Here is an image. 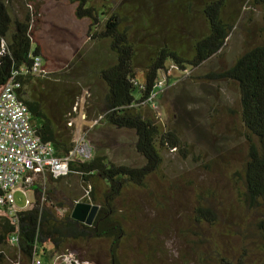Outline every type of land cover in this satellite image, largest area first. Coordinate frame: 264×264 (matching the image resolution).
Masks as SVG:
<instances>
[{"label": "trees", "instance_id": "trees-1", "mask_svg": "<svg viewBox=\"0 0 264 264\" xmlns=\"http://www.w3.org/2000/svg\"><path fill=\"white\" fill-rule=\"evenodd\" d=\"M234 1L242 0H0V89L8 81L18 84L17 96L29 111L35 134L52 145L55 157L67 161L66 174L43 169L42 177L52 183L76 174L84 184L83 197L97 207L86 224L71 217L77 202L58 203L65 210L56 211L54 187L25 186L32 200L24 209L0 210V264H42L38 257L45 254L69 264L64 258L73 244L100 239L109 242L110 264H122L117 246L125 218L117 199L128 188L149 189L147 180L159 171L163 150L188 154L179 130L161 125L148 111L162 88L159 72L168 60L185 70L217 56L237 21ZM243 1L260 12L257 32L247 35L243 50L228 66L197 78L231 83L237 91L246 150L233 176L240 184V204L259 214L247 223L255 227L252 242L262 256L250 259L242 249L234 257L216 252L211 264H264V0ZM41 3L66 6L72 27L59 25L57 17L64 18L58 14H44ZM60 35L57 50L53 46ZM88 40L90 49L83 46L75 59L66 57L65 49L76 52ZM37 55L46 68L43 73L31 69ZM68 65L72 68L66 72ZM82 91L87 120L132 131L140 165L116 163L106 151H94L91 157L89 151H77L72 119ZM192 218L212 225L215 209L197 201ZM147 256L153 259L152 253ZM207 257V252L199 253V264H209Z\"/></svg>", "mask_w": 264, "mask_h": 264}, {"label": "rangeland", "instance_id": "rangeland-1", "mask_svg": "<svg viewBox=\"0 0 264 264\" xmlns=\"http://www.w3.org/2000/svg\"><path fill=\"white\" fill-rule=\"evenodd\" d=\"M40 5L44 14L54 13L64 18L63 21L57 17L59 25L72 27L68 22L70 11L66 6ZM233 6L238 11L237 21L217 56L196 69L185 70H179L168 60L164 64L165 69L159 72V78L163 80L162 88L148 111L161 125L179 130L188 154L183 157L177 150H163L159 171L147 180L149 189L128 188L117 199L116 206L125 218L121 222L123 237L117 246L122 264H179L182 260H188V264H199V253L206 252L209 258H205V263L209 264L216 252L234 257L245 250L250 252V259L262 256L252 242L255 227L247 223L258 218L259 214L240 204V184L233 176L246 150L237 113V91L231 83L197 78L209 70L228 66L243 50L247 35L257 32L259 10L243 0L234 1ZM191 22L194 26L200 24L197 19ZM57 37L60 41L53 48L58 50L57 46L64 36ZM83 46L90 49L92 43L84 41L76 52L65 49L64 53L67 58L75 59ZM71 68L68 65L64 69L68 72ZM85 94L82 91L78 97L72 119L77 149L89 151V157L94 151H106L116 163L140 165L142 158L133 149L132 131L95 124L85 118ZM227 108L233 112H228ZM72 158L74 155H71ZM40 172L15 185L13 206L16 209H24L32 200V194L25 191V186L29 187L34 182L42 185L44 190L54 187L52 203L59 214L65 207L57 206L58 203L65 206L70 202L93 204L83 197L84 184L76 174L50 183L42 177L45 170ZM197 201L213 205L216 213L214 224L193 222V208ZM108 245L109 242L104 239L78 242L69 249L73 256H68V260L76 257L83 264H110ZM148 252L152 253V260L147 256ZM81 255L86 260L77 258ZM38 258L42 264H62L56 256L50 258L45 254L43 258Z\"/></svg>", "mask_w": 264, "mask_h": 264}, {"label": "built area", "instance_id": "built-area-1", "mask_svg": "<svg viewBox=\"0 0 264 264\" xmlns=\"http://www.w3.org/2000/svg\"><path fill=\"white\" fill-rule=\"evenodd\" d=\"M31 69L37 73L45 72L40 56L33 57ZM17 86L8 81L0 89V210L8 211L17 210L13 206V191L19 181H28L31 174L43 169L54 175L67 172L66 159L55 157L52 145L35 134L29 111L17 96ZM77 151L87 153L82 148ZM68 256L64 258L65 262L71 264Z\"/></svg>", "mask_w": 264, "mask_h": 264}, {"label": "water", "instance_id": "water-1", "mask_svg": "<svg viewBox=\"0 0 264 264\" xmlns=\"http://www.w3.org/2000/svg\"><path fill=\"white\" fill-rule=\"evenodd\" d=\"M97 207L86 202H77L71 210V217L90 224L94 218Z\"/></svg>", "mask_w": 264, "mask_h": 264}, {"label": "crops", "instance_id": "crops-1", "mask_svg": "<svg viewBox=\"0 0 264 264\" xmlns=\"http://www.w3.org/2000/svg\"><path fill=\"white\" fill-rule=\"evenodd\" d=\"M15 190V189H14Z\"/></svg>", "mask_w": 264, "mask_h": 264}]
</instances>
